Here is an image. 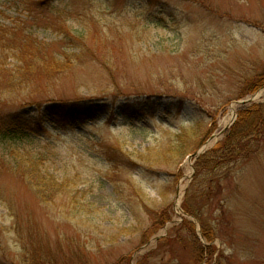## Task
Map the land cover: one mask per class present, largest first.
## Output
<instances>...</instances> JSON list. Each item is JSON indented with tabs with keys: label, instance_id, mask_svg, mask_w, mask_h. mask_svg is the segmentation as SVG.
I'll return each instance as SVG.
<instances>
[{
	"label": "rangeland",
	"instance_id": "obj_1",
	"mask_svg": "<svg viewBox=\"0 0 264 264\" xmlns=\"http://www.w3.org/2000/svg\"><path fill=\"white\" fill-rule=\"evenodd\" d=\"M0 36V47L18 50L26 38L37 39L69 63L56 77L41 73L29 89L0 100L85 102L124 92L143 99L146 110L159 108L150 112L154 117L99 115L68 123L46 117L37 151L49 158L53 174H80L85 184L77 200L93 205L74 211L43 204L12 168L0 165V264H22L16 217L23 231L38 225L53 246L67 244L65 261L77 260L70 250L81 241L96 264H124L129 256L132 264H195L197 250L206 253L201 264H264V139L258 149L256 140L239 149L247 157L200 171L188 156L178 171L156 161L177 132L197 127L191 112L202 118L201 132H211L204 144L237 121L240 107L264 105V0H0ZM12 53H1L11 54L8 68L21 63ZM182 96L189 107L177 115L166 101ZM9 109L0 103L1 112ZM101 140L163 169L114 168L101 156ZM8 148L0 142V156ZM134 189L148 206L171 216L154 236L142 235L147 216ZM188 190L198 219L183 210ZM186 219L194 222L195 235ZM202 229L215 240L208 242ZM162 236L168 241L161 245Z\"/></svg>",
	"mask_w": 264,
	"mask_h": 264
},
{
	"label": "trees",
	"instance_id": "obj_2",
	"mask_svg": "<svg viewBox=\"0 0 264 264\" xmlns=\"http://www.w3.org/2000/svg\"><path fill=\"white\" fill-rule=\"evenodd\" d=\"M28 4L33 5V2H28ZM68 33L70 36V32ZM76 37L79 38L78 36ZM23 46L24 48H21V50L14 48L12 44L0 47V96L6 92H14L22 88L29 89L30 85L38 80L41 73H46L47 77L52 79L66 71L69 67V63L60 60L58 56H55L53 52L48 50L49 45L46 43L28 37L25 39ZM5 49L15 51V53H12V56L16 60H20L21 63L8 68L6 60L11 54H1ZM65 59L69 62V55L65 54ZM261 84L262 81L257 83L255 88ZM120 93L112 97H95L85 102L58 100L59 98H56V96L47 97L45 100L28 96L27 100L13 103L7 100H0L3 106L10 105V109L6 112L5 110L3 112L0 111V142L6 146L9 144L7 151L0 156V165L12 168L14 174L22 178L28 188L37 196L39 202L43 204L52 202L64 208L71 206L72 208L70 209L74 211H91V206L93 205L91 202L79 203L77 200L79 194L78 188L85 184L80 174H76L73 177H60L47 169L49 158L47 159L45 154L39 153L36 149L37 133L44 130V119L46 117H53L66 123L72 120L85 122L87 119H94L99 115H108L109 117L128 115L131 118L139 116L154 117L150 112L154 111V109H159L150 108L146 110L143 99L137 100L129 94ZM118 95L121 96L118 97ZM112 99L114 100L112 101ZM27 104L31 106H25ZM166 104L168 106L172 105L176 109L177 115H180L182 111L189 107L188 102L184 101L183 96L176 100L173 98L169 99L166 101ZM191 115V122L197 127L193 131L181 130L177 132L175 138L160 154V158L156 160L160 164L171 165L172 167H167L169 170L178 171L183 159L203 144L202 142L211 133L208 132L209 130L201 132L203 128L202 118L195 115L194 112H191ZM263 129L264 105L254 104L250 107H240L237 121L225 130L223 138L212 149L203 153L196 160L195 166L197 171L204 170L209 166L214 165L215 167L218 164L236 161L241 157H247L249 154L243 156L239 149L242 146L252 145V140L257 141L254 149H258L264 139ZM101 143V156L112 163L114 168H121L134 163L138 166L143 165L148 170L163 169V166L152 162L149 165L143 164L141 160L136 159L128 151L112 143L106 142L103 144L102 140ZM25 149H27L28 154ZM50 149L51 147H49V155L52 156L54 153ZM175 149H177V152H175ZM151 155L152 158L158 156L157 153ZM141 159H144V156ZM173 174L176 175L177 173L174 172ZM134 191L141 197V203L147 216V220L143 224L142 235L148 237L154 236L159 229L171 221V216L165 209L158 211L148 206L144 202V193L136 189ZM191 196L192 193L188 190L183 210L189 216L197 218L198 214L187 201ZM7 207L12 210L11 204ZM61 212L63 213L64 211ZM133 213L141 221L137 208L133 209ZM14 225L16 226L15 230L18 235V241L22 246V257L20 259L22 264H96L89 259L86 246L81 241L72 243L74 248L70 250L73 252L71 257L76 255L77 260L65 261V256L68 259L66 255L67 244L64 245L60 242L58 245L53 246L38 225L31 226L29 229L27 228V230L23 231L21 222L18 225V217L15 218ZM185 225L187 226V230L195 235L194 222L186 219ZM202 232L208 242L215 240L211 236L210 231L202 229ZM167 241L166 236H162L158 243L162 245ZM208 249L214 252L216 247L209 245ZM213 255L211 253L208 260L212 259ZM204 256H206V253L203 250H197L193 254L192 260H194L195 264H201ZM122 261L124 264H132L130 256L127 259L123 258ZM139 264L141 263L139 262Z\"/></svg>",
	"mask_w": 264,
	"mask_h": 264
},
{
	"label": "water",
	"instance_id": "obj_3",
	"mask_svg": "<svg viewBox=\"0 0 264 264\" xmlns=\"http://www.w3.org/2000/svg\"><path fill=\"white\" fill-rule=\"evenodd\" d=\"M252 101V98H249L247 100H243V101H238L239 103H246V102H250ZM227 129V127H225L224 129H222L221 133L213 135L206 143H204L197 151L193 152L192 154H190L188 156V159H198L204 152H206L208 149L207 146L209 144H212L214 140H216L217 137L221 136L222 134H224L225 130Z\"/></svg>",
	"mask_w": 264,
	"mask_h": 264
},
{
	"label": "bare ground",
	"instance_id": "obj_4",
	"mask_svg": "<svg viewBox=\"0 0 264 264\" xmlns=\"http://www.w3.org/2000/svg\"><path fill=\"white\" fill-rule=\"evenodd\" d=\"M232 112H233V110H232ZM225 123H227V121H226ZM218 138H219V137H217L216 140H214L212 144H209V145L207 146L206 149H209L211 146H213V144L218 140ZM179 204H180V203L177 204L178 207L180 206ZM179 210H181V207H179Z\"/></svg>",
	"mask_w": 264,
	"mask_h": 264
}]
</instances>
